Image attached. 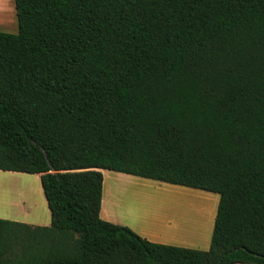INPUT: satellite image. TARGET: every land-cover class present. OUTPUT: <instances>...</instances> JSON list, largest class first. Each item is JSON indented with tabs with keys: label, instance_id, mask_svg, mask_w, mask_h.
Segmentation results:
<instances>
[{
	"label": "trees",
	"instance_id": "1",
	"mask_svg": "<svg viewBox=\"0 0 264 264\" xmlns=\"http://www.w3.org/2000/svg\"><path fill=\"white\" fill-rule=\"evenodd\" d=\"M0 170L47 225L0 218V264H264V0H13ZM101 169L215 192L207 249L99 216Z\"/></svg>",
	"mask_w": 264,
	"mask_h": 264
},
{
	"label": "rangeland",
	"instance_id": "2",
	"mask_svg": "<svg viewBox=\"0 0 264 264\" xmlns=\"http://www.w3.org/2000/svg\"><path fill=\"white\" fill-rule=\"evenodd\" d=\"M0 31L16 32L13 0H0ZM100 171L103 195L101 209L109 208L111 210L112 217L107 218L108 221H113L116 218L129 225H138L139 222L145 221L142 226L148 234L152 235L159 234L157 232L164 233L169 227L171 229L178 227L176 229L179 231L178 236L183 237L182 239L185 241L181 242L184 245H176L201 250L207 249L218 200L217 193L107 169ZM28 174L27 177H34L33 174ZM6 177V175L0 174V179ZM11 177L13 176L11 175ZM25 188L29 190L26 191L27 193H31V200H34L37 194L35 190L42 193L39 182L35 179H26L24 182L17 183L0 181V198L2 199L0 207L3 204L4 207L6 206L4 200L9 193L21 189L17 193L22 195ZM151 214H153V218L147 217ZM168 217L170 221L167 230H159L161 229L160 219ZM176 220L177 225H175ZM173 223L174 226H171ZM203 244L206 245L203 246Z\"/></svg>",
	"mask_w": 264,
	"mask_h": 264
},
{
	"label": "crops",
	"instance_id": "3",
	"mask_svg": "<svg viewBox=\"0 0 264 264\" xmlns=\"http://www.w3.org/2000/svg\"><path fill=\"white\" fill-rule=\"evenodd\" d=\"M0 174H4L7 176L5 179H2L3 176H1L2 177L0 179L1 182L4 181V182H10V183L11 182L17 183V182H21V181L24 182L26 179H33V180L35 179V180H38V182H39L38 174H33V176H34L33 178L27 177V176H29V174L24 173V172L0 170ZM11 175L13 177H11ZM19 191H21V189H19L16 192H11V194L9 193V195H7V198H5V200H4V202L6 203V206L4 207V204H3V205H1L2 207H0V218L25 222V223L33 224V225L47 224V221L49 222V211L47 209L45 199H43L44 198L43 193H39L38 191L35 190V193H37V194L35 196V199L31 200L30 199L31 193L26 192V191H29L27 188H25V192L22 195H18L19 193H17V192H19ZM41 192H42V190H41ZM0 195H1V193H0ZM0 200H2V199L0 198ZM102 201H103V195H102V190H101L99 216L101 218L107 220V218L112 217L111 216V210L109 208L108 209H106V208L101 209ZM145 212H147V211H145ZM147 213H149V212H147ZM188 216H190V215H188ZM147 217L153 218V214H151ZM115 219L116 218H114V220L110 221V222L125 225L149 241H154V242L164 243V244H171V245H174V244L175 245L176 244L184 245V244H181V242L185 241V239H182L183 237L178 236L179 231L176 230L178 227H176V228L173 227V229H171V227L168 226L169 221H170L169 217L160 219L161 229H159V230L164 231V230H167L168 227H169V229L167 231H165L164 233L157 232L159 234H156V235L148 234L145 231V229L142 226V223H145V221H143L142 223L139 222L138 225H136V224L129 225L126 222H121L120 220H118V219L115 220ZM177 224H178V222L176 220L175 225H177ZM171 226H174V223ZM204 245H206V244H203V246ZM233 264H246V263H233Z\"/></svg>",
	"mask_w": 264,
	"mask_h": 264
}]
</instances>
